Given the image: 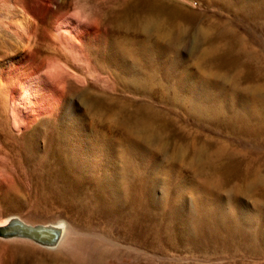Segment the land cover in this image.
<instances>
[{"label":"rangeland","instance_id":"1","mask_svg":"<svg viewBox=\"0 0 264 264\" xmlns=\"http://www.w3.org/2000/svg\"><path fill=\"white\" fill-rule=\"evenodd\" d=\"M163 1L192 14L184 24L185 39L168 60L163 42L150 36L148 44L159 47L160 58L153 54L151 65L135 75L138 82L127 86L102 62L96 63L88 49L77 53L64 46L45 22L40 21L32 38L44 69L54 64L76 74L68 82L70 95H80L79 81H86L91 93L103 96L105 107L138 112L161 134L160 142L151 141L141 152L124 140L119 126L109 125L105 118L97 121L99 135L112 138L115 146L101 157L92 181L78 184L63 176L65 180L61 176L57 180L56 170L39 166L37 153L31 157L23 153L22 134H30L32 142L37 139L38 155L55 161L47 155L56 145L57 118L40 117L18 133L13 102L5 94V84L0 85V226L13 218L32 225H65L55 247L0 235V264H264V242L253 240L264 233V184L244 190L255 177L254 169L264 176V0ZM137 2L61 0L60 11L66 17L79 14L90 19L111 39L139 47L147 36L122 33L114 21L128 3ZM4 3L0 39L2 34L10 38L26 21L22 6L28 1ZM206 48L216 50L214 60L200 65ZM208 70L225 77L213 79L209 93L196 97L192 85L204 81ZM245 97L255 98L254 108L244 105ZM35 131L45 139L34 137ZM200 147L207 148L211 158L203 168L198 165ZM116 169H123L125 176L118 186L115 178L110 187L117 193L114 203L104 180ZM48 172L55 176L50 178ZM204 175L217 180L212 184L215 191L202 189ZM219 206L235 217L215 219L213 211ZM258 207L262 214L244 222V211L254 214Z\"/></svg>","mask_w":264,"mask_h":264},{"label":"bare ground","instance_id":"2","mask_svg":"<svg viewBox=\"0 0 264 264\" xmlns=\"http://www.w3.org/2000/svg\"><path fill=\"white\" fill-rule=\"evenodd\" d=\"M27 1V5H21L26 21L22 22L18 29H14V32L11 31L13 35L10 34V38L2 34L3 36L0 39L2 43L0 45V85L5 84V94L7 92L8 97L13 102L12 119L14 129L18 133L25 132L38 118L53 115L57 118L56 139L54 140L58 147L54 148L56 145H52L51 155H47V157H53L55 161L50 160L54 163L48 164L50 161H47L48 163L44 161L45 155H38L36 145L38 142H34L37 139H33L32 142L29 138L30 134L25 135L23 133V143L20 141L23 153L27 156L37 153L34 156L42 160L39 166L48 168L51 171L56 170L59 176L56 178L57 180L60 176H63L65 179L67 178V181L73 179L79 184V182L92 181L91 178L95 175L96 170L101 168V157L107 151H112V147L115 146V143H112V138L99 135L97 121L100 119L105 118L109 125L119 126L124 131V140L132 142L141 152H144L145 145H148L151 141L154 143L160 142L161 134L151 121L143 119L140 113L131 112L129 109L128 114L125 106L119 111L112 106L105 107V104L101 102L103 96L99 97L96 92L91 93L86 81H79L80 95H70L67 90L68 82L71 78H76V74L67 67L54 64L49 65L48 70L44 69L45 65L40 62L39 56L33 48L32 38L39 27L40 21L45 22L49 29L60 38L64 46L77 53L83 52L84 48L88 49L93 54L92 58L96 63L102 62L104 69L112 77L118 82L122 80L123 85L127 86L132 84V81L138 82L135 75L143 72L144 66L148 68L151 65L153 54L157 59L160 58L159 47L153 48L148 44L150 42L149 37L152 36L154 39L163 42L162 53L170 60L169 55L178 50L185 39L187 29L184 24L185 21L190 22L192 14L182 9L169 8L163 0H138L136 6L128 3L123 11H120L117 16L114 15V21L117 24L116 28L120 31L122 30L125 33L137 31L141 35L147 36L146 43L140 44L139 47H133L129 40H119L120 42H117L115 39H111L106 32L101 31L97 24L79 14L66 17L60 11L61 0ZM4 2H9V0H0V4ZM3 16L4 14L0 13V20ZM201 32L204 35L207 33L203 29H201ZM215 53L214 48H206L201 57L199 56V64L201 65L206 61L211 63L214 60ZM235 60L237 63V59H224L222 61L230 63ZM206 74L207 78L204 81L192 85L193 94L196 97L208 94L211 82L215 84L213 79L218 80L219 77L222 79L223 76L222 73L212 70L206 71ZM233 91L226 92V95L231 97ZM244 99L246 100L244 101L245 106L254 108L255 98L245 97ZM261 102L264 104V96L261 97ZM40 135L37 131L33 132L34 137L45 139L42 134ZM52 139L48 142L50 147L54 141ZM44 143L46 144V142ZM197 157L200 168H203L201 165L206 164V160L207 162L211 160L205 147H200L197 150ZM109 160H111V157H109ZM258 171L260 170L254 169L255 177L246 186L245 191L249 189L252 191V188L256 189L257 186L264 184V176ZM52 173L49 174L52 175ZM123 173V169H116L105 176L104 181L108 184V191L114 203L116 202L114 199L117 193L110 187L113 185L115 178L116 186L124 181L125 173ZM54 176L52 175L50 178ZM204 176H206V179L201 185L202 189L210 192L213 188L212 190L215 191L212 184H215L217 180L211 176ZM63 177L61 179L65 180ZM119 191L121 193L120 187ZM222 207L224 206L222 205ZM222 207L219 206L218 209L213 211L214 213L212 212L215 219L220 221L221 219L235 217L230 214V210L229 213L223 211ZM255 211L254 214L244 211L245 219L242 216L244 222L246 220L248 224L256 215H261L263 212L261 207L255 209ZM242 224L241 226H243ZM52 225L54 224H48V226ZM56 225L63 229L64 234L65 225L63 223H57ZM253 240L264 242V233L260 232L254 235Z\"/></svg>","mask_w":264,"mask_h":264},{"label":"water","instance_id":"3","mask_svg":"<svg viewBox=\"0 0 264 264\" xmlns=\"http://www.w3.org/2000/svg\"><path fill=\"white\" fill-rule=\"evenodd\" d=\"M59 227L56 224L52 226H48V224L32 225L20 219L13 218L9 220L7 225L0 226V235L20 236L43 246L55 247L63 235V229Z\"/></svg>","mask_w":264,"mask_h":264}]
</instances>
